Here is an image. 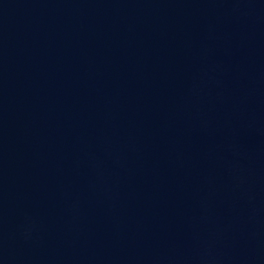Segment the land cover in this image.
Returning a JSON list of instances; mask_svg holds the SVG:
<instances>
[{
  "label": "water",
  "instance_id": "water-1",
  "mask_svg": "<svg viewBox=\"0 0 264 264\" xmlns=\"http://www.w3.org/2000/svg\"><path fill=\"white\" fill-rule=\"evenodd\" d=\"M0 264H264V0H0Z\"/></svg>",
  "mask_w": 264,
  "mask_h": 264
}]
</instances>
